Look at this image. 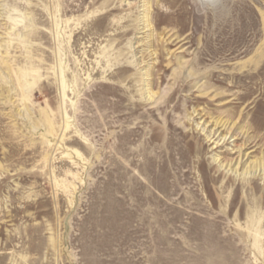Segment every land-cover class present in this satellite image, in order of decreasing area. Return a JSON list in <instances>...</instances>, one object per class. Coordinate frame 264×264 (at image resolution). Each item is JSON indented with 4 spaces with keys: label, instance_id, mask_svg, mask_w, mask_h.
Masks as SVG:
<instances>
[{
    "label": "rangeland",
    "instance_id": "obj_1",
    "mask_svg": "<svg viewBox=\"0 0 264 264\" xmlns=\"http://www.w3.org/2000/svg\"><path fill=\"white\" fill-rule=\"evenodd\" d=\"M256 62L264 0H0V264H264Z\"/></svg>",
    "mask_w": 264,
    "mask_h": 264
},
{
    "label": "bare ground",
    "instance_id": "obj_2",
    "mask_svg": "<svg viewBox=\"0 0 264 264\" xmlns=\"http://www.w3.org/2000/svg\"><path fill=\"white\" fill-rule=\"evenodd\" d=\"M252 64H253V65H251L252 68L255 69L254 75L264 74V62L263 63L262 62H256V63H252ZM180 65H181L180 67L182 68V64H180ZM188 74L193 75L191 72H188ZM215 95H217V94H215ZM148 98H150V95ZM197 114H199V113H197ZM229 119H230V117H228L224 120H223V118H220V117L213 119L212 124L214 125V132H213V135L211 137L209 136L210 137L209 139H211L212 137H214V135L217 134L216 138L214 139V140H217L216 143H219L221 140H222V143L225 140L227 142L228 139H226V136L229 134H233L231 132V129L235 125V122L231 123L232 121L229 122ZM204 123L205 122H203V124ZM206 123H208V122H206ZM197 125H199V124L197 123ZM210 133H211V131H210ZM250 145H251L250 143H246V141H244L240 146L237 147L238 148V150H237L238 156L235 158L234 162H232L233 160L230 158H228L229 160H226L225 158H224V160L223 159L218 160L217 157H214L213 160H214V162H216V164H218L219 167L226 169L227 171H230V173H233L236 176H239V177L262 176V177H264V152L263 151L260 152L261 156L255 157L254 160H249V162H246L249 158L250 153H252L254 151L251 148L253 145L252 146H250ZM244 146H246V147L243 148ZM245 156H246V159L243 161V157H245ZM246 213H247V210H246ZM258 238H260V235L255 234L254 235V239H255L254 241H256V239H258ZM254 243H256V242H254Z\"/></svg>",
    "mask_w": 264,
    "mask_h": 264
}]
</instances>
